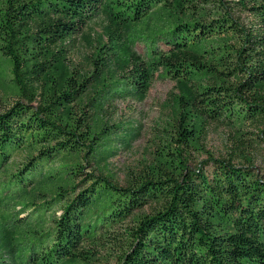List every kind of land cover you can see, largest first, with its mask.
<instances>
[{"label": "trees", "instance_id": "16d2710c", "mask_svg": "<svg viewBox=\"0 0 264 264\" xmlns=\"http://www.w3.org/2000/svg\"><path fill=\"white\" fill-rule=\"evenodd\" d=\"M102 12L126 42L87 75L66 60ZM113 56L128 69L108 72ZM160 68L180 88L172 115L121 185L102 170L130 135L101 112ZM0 79V264H264V174L189 159L214 123L264 135V0H0Z\"/></svg>", "mask_w": 264, "mask_h": 264}, {"label": "rangeland", "instance_id": "374dc122", "mask_svg": "<svg viewBox=\"0 0 264 264\" xmlns=\"http://www.w3.org/2000/svg\"><path fill=\"white\" fill-rule=\"evenodd\" d=\"M243 17L246 22L251 21L247 13ZM126 34V31L120 30L113 23L106 12H102L89 22L79 36L77 45L69 53L66 63L73 69L91 75L97 51L102 46L105 47L103 49H108L107 45L111 44L112 37L117 39L119 37L121 43L126 42ZM130 49L136 55L143 57L147 55V46L143 40L131 43ZM106 68L111 74H120L128 69L115 56L109 60ZM160 71L161 68L154 71V81L145 95L118 99L101 112L102 117L110 125L119 124L122 133L130 135L128 141L118 143L116 146L118 152L109 159L107 166H104L105 170H102L105 173L110 172L121 185L128 184L133 176L144 171L145 166L152 162L156 149L161 144L160 138L172 115V97L179 93L180 88L174 80L160 78L158 76ZM3 97L4 90L0 79V100ZM88 113L93 111L88 108ZM259 130V126L254 123L243 126L241 130L214 123L202 138L200 149L190 150V164L196 165L212 153L221 158H233V162L237 164L252 163L264 174V135H259ZM87 170L97 174L101 172L96 165ZM9 208L20 210L19 213L23 217L30 214L29 209L16 206L13 202ZM150 209L145 207L143 212H149ZM55 210L60 213L59 209Z\"/></svg>", "mask_w": 264, "mask_h": 264}]
</instances>
